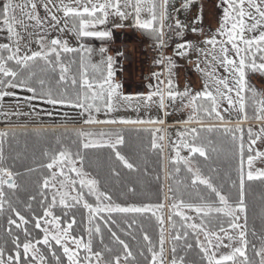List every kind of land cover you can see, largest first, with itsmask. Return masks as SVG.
I'll list each match as a JSON object with an SVG mask.
<instances>
[{
	"label": "snow or ice",
	"instance_id": "6c2138e0",
	"mask_svg": "<svg viewBox=\"0 0 264 264\" xmlns=\"http://www.w3.org/2000/svg\"><path fill=\"white\" fill-rule=\"evenodd\" d=\"M193 0H185L182 7L188 8ZM169 0H0V31H6L8 43H0V100L4 97L15 96L16 93L7 89H22L31 93L24 99L29 103L32 100H40L49 105H63L79 109L80 115L88 114L84 124H163V120L156 119H126L114 118L98 120L92 112L99 113L106 109L107 113L119 111L117 97L129 102L131 108V96H123L118 90L119 83H114V60L111 56H105L106 47H100L101 60L93 63L91 56L93 48L81 43L78 47H71L67 40L59 37L48 39V30H58L63 33L69 30L77 38L95 37L98 39L110 38V31L95 30L98 25L108 23L110 17H118L121 21L132 18L134 26L147 31L157 40V47L163 44L165 21L168 19ZM223 16L215 33L203 40L210 50L197 48L198 53H203L205 60L213 68L212 72L205 75L211 76L215 89L210 90V85L205 82L204 90L190 96L186 88L183 92L175 90L171 79L172 60L164 57L157 60V64L167 61L168 79L165 82L161 77L163 73H153L158 85L151 90L146 97L139 96L135 99H143L145 106L157 103L161 110L166 107L165 100L176 101L180 98L187 99L185 107L191 109V114L185 124H199L201 130L205 118L218 120L221 126L225 125V116L221 113L224 102L229 110L239 113L238 124L235 128L223 127L226 137H230L233 146V156H238L239 195L238 201L230 202L229 197L222 192V186L218 188L210 176L202 173L199 166L194 167V156L198 154L205 161L209 159V147L212 141L204 143L197 128L186 129L179 132L180 142L174 144L172 164H183L186 172L191 177V187L197 189L195 197L184 199L178 191L175 195L166 196L171 203L167 205V219L163 215L166 205L163 202L156 204H127L121 205L112 200L107 192L99 190V181L84 170V156L80 150L73 152L70 148L61 147L58 151L50 153L45 150L43 155L49 160L40 165L47 169L48 175L43 176L39 183L38 201L40 213L33 209L32 201L36 196H29L26 208L32 213L27 218L16 207L18 201H14L16 191L20 187L16 177L20 175L13 172L4 163L2 144L8 132H0V214L8 211L7 235L11 238L13 246L6 250L0 245V264H138L136 256L131 251L129 244L113 230L112 225H117L112 214H145L151 213L158 225V248L152 238L143 233L147 253L141 250L139 256L144 258L145 264H189L186 256L180 251L187 252L195 246L200 253V264H264V237H259L260 246L251 245V250L256 259L248 255L250 241L248 239V216L245 203V180L264 181V169L252 170L256 159H264V152L255 151L253 146L257 141L264 140V93L255 86H251L247 79L249 73L264 75V0H221ZM42 7L47 16L42 18L38 9ZM147 14L144 18L143 14ZM62 14V16L60 15ZM63 20V24H61ZM45 25L48 27L45 28ZM70 25V27H69ZM158 25V26H157ZM122 27V24L116 25ZM171 27V25H167ZM176 27L182 25L177 20ZM30 28L38 29L37 32L29 31ZM21 30L27 34L29 40L21 35ZM193 31H197L193 28ZM203 33V30H200ZM35 36L37 50L31 47V38ZM219 37V39H218ZM47 40V43L45 41ZM230 46V47H229ZM177 55L186 56L188 49L192 47L190 42L177 44ZM79 54L78 76L71 73V68L77 62L75 59L65 62V55ZM223 68L224 77H216L215 66ZM200 69L199 63L196 65ZM89 69L91 71H89ZM58 71V79L55 74ZM106 72V74H105ZM70 79L71 87H66ZM152 88L151 85H149ZM200 101L197 103V101ZM251 109V116L249 115ZM139 111V107L135 109ZM19 114V113H17ZM167 115V113H165ZM249 119L259 122V130L252 127L247 129V166L245 172V129L244 123ZM211 132L213 129H207ZM152 134L153 149H161L165 136L157 133L161 129H144ZM76 135L80 138L81 149L108 147L115 153V158L124 168L136 171L134 164L121 154L117 146L124 144V137L119 132L101 131L99 138H93L96 133L79 130ZM115 136L113 141L111 137ZM107 137V138H106ZM190 137V138H189ZM182 146L188 150V156H181L178 148ZM218 149L211 147V152ZM79 165V166H78ZM29 172L36 171L29 168ZM175 171L179 173L180 167ZM211 171L215 172L213 168ZM74 174V175H73ZM114 176L119 172L112 170ZM233 187L236 181H231ZM198 185L207 190L202 193ZM188 185L185 184V188ZM7 189V191H6ZM87 190L85 193L84 190ZM133 192V188L128 189ZM169 188V193H172ZM95 197V205L85 198ZM62 209V214L57 215V207ZM82 206L87 215L78 223L71 209ZM107 214L106 216L101 214ZM159 213V214H158ZM194 213L195 215H189ZM13 216L15 218H13ZM103 221V228L101 223ZM179 220L177 221V219ZM243 218V222H241ZM34 222V229L42 233L41 238H34L33 233L27 227ZM127 230L121 228L124 235H132L133 226L137 225L135 218L124 219ZM167 225V228L165 227ZM12 226L19 232L13 233ZM82 230L77 232V229ZM119 227V225H117ZM110 233L115 244L122 246V251L115 252L112 247L104 243L103 229ZM20 232L23 233L21 240ZM167 232V236H166ZM256 236L255 231L252 232ZM99 237L103 248H94V239ZM133 239L136 237L133 235ZM194 240L195 245L192 241ZM171 245L168 251L170 258L165 255V244ZM7 244V241H5ZM43 245L44 249L40 246ZM178 248L180 251H178ZM227 251H224V250ZM195 264V262H192Z\"/></svg>",
	"mask_w": 264,
	"mask_h": 264
},
{
	"label": "trees",
	"instance_id": "16d2710c",
	"mask_svg": "<svg viewBox=\"0 0 264 264\" xmlns=\"http://www.w3.org/2000/svg\"><path fill=\"white\" fill-rule=\"evenodd\" d=\"M140 32L149 39H155L147 31L140 29ZM103 39L95 37L81 38V43L93 48L94 52L91 56L93 63L101 60V54L99 53L100 43ZM106 56V54H105ZM75 59L76 64L71 68V74L78 76L79 54H67L65 55V62ZM89 71H91L89 69ZM106 74V72H105ZM253 73L248 74V81L251 86H255L252 81ZM55 78L58 79V71L55 74ZM66 87H71L70 80ZM255 88H257L255 86ZM259 90V88H257ZM260 91V90H259ZM200 101L198 100L197 103ZM251 109H249V115L251 116ZM256 122L254 119H249L247 122ZM205 122H219L212 121V119L205 118ZM246 122L243 127L245 129V160L247 159V126ZM211 127L213 130L209 132L207 129ZM95 128H104L106 132H119L124 137V144L117 146V149L123 154L129 162L133 163L136 171H129L124 168L123 165L116 160L115 153L108 147L81 149L80 138L76 135L79 131L77 127H8L4 128L0 132H8V136L4 138L2 144L3 154L5 157L4 163L13 172H17L20 175L16 177V181L19 184V188L16 191V196L13 197L16 203V207L27 218H31L32 213L27 210L26 205L29 202V196H36V201H32L33 209L37 214L40 213L38 201L41 199L39 196V183L42 181L43 176L48 175L47 169L41 168L40 165L48 163L49 160L43 155L45 150L50 153L58 151L61 147L70 148L73 152L80 150L84 156V170L89 172L91 176L99 181V190L107 192L112 196V200L115 203L121 205L127 204H156L165 202V198L168 195H175L177 191L182 194L184 199H190L195 197L197 189L191 187L190 174L186 172L184 165L172 164L170 161L167 163V173L165 172V164L163 158V151L161 149H153L152 134L150 131H144V129H152L148 126H125V127H112L103 126ZM199 130V136L204 143L211 140L212 144L209 147V159L205 161L198 154L194 156L193 166H199L202 173L206 176H210L213 183L220 188L222 186V192L229 197L230 202L235 203L238 201L239 195V181L236 168L238 167V156H233V146L230 141V137H226L223 132V126L216 123V125H204L201 130V125L195 127ZM234 128V127H230ZM115 138V136H113ZM190 138V137H189ZM211 147H216L217 152H211ZM255 147L253 146V155H255ZM176 167H180L181 171L177 173ZM29 168H35L36 171L29 172ZM215 168L213 172L211 169ZM115 169L119 172V176H114L112 170ZM167 175V176H166ZM231 181H236V186L233 187ZM185 184L188 185L185 188ZM133 188V192H129V188ZM169 188H172V193H169ZM198 190L202 193H206L207 190L202 185H198ZM7 191V189H6ZM87 193V190H84ZM88 202L95 205V197H85ZM245 203L247 205L248 216V239L250 241L248 255L256 259L251 250V245L255 244L258 247L260 244L259 237H264V181L245 180ZM57 215L62 214V209L58 206L55 210ZM71 213L76 216V219L81 222L87 215L86 210L82 206H77L71 210ZM12 213L5 211L0 214V245H4L6 250H11L12 245L10 243L11 238L7 235V219ZM106 216L107 214H101ZM113 219L117 221V225H112L114 231L129 244V247L133 254L137 258L138 264H145L144 258L139 256L141 250L147 253L145 242L143 241V233L140 231L141 226L144 231L152 238L153 243L158 248V225L155 221V217L151 213L145 214H112ZM13 218H15L13 216ZM135 218L137 225L133 226L132 235H124L120 231L121 228L127 230V226L123 223L124 219L131 220ZM177 221L179 218H175ZM97 221L101 223L103 228V221L97 218ZM29 230L33 233L34 238H41L42 233L34 229V222L28 226ZM82 230L77 229V232ZM13 233L19 232L12 226ZM255 231L256 236L252 235ZM136 238L133 239L132 236ZM21 240H23V233L20 232ZM104 243L114 249L115 252L122 251V246L115 244L111 238L110 233L106 228L103 229ZM7 241V244H5ZM195 245L194 240L192 241ZM168 249L171 245L167 243ZM44 249V246H40ZM94 248L102 249L103 245L99 242V237L94 239ZM46 251V249H44ZM178 251L179 248H178ZM169 258H170V252ZM180 254L186 256V261L189 264L195 262L200 264L199 250L193 247L186 253L180 251ZM64 264H67L66 258ZM123 262V261H122ZM129 264H132L130 261Z\"/></svg>",
	"mask_w": 264,
	"mask_h": 264
},
{
	"label": "rangeland",
	"instance_id": "374dc122",
	"mask_svg": "<svg viewBox=\"0 0 264 264\" xmlns=\"http://www.w3.org/2000/svg\"><path fill=\"white\" fill-rule=\"evenodd\" d=\"M39 3V0H37ZM58 2V0H57ZM67 3L68 0H65ZM185 0H169L168 4V19L165 21V27L163 29L164 38L167 41V51H165L166 56L170 57L172 60L171 79L175 86V90L183 92L186 88L190 92V96L194 95L196 92L204 90L205 82L210 85V90L215 89V84L211 76L205 75L206 72H212L213 68L210 66L209 62L205 60L203 53H198L197 48L204 49L205 51L210 50V46L205 45L203 40L215 33L216 29L219 27V23L223 16V7L221 0H193L188 8L182 7ZM42 18L47 16V13L42 7L38 9ZM62 16V14H60ZM144 18L147 14H143ZM179 21L182 25L181 28L176 27V21ZM63 24V20L61 22ZM122 24V27H117L116 25ZM167 25H171L168 27ZM158 26V25H157ZM48 26L45 25V28ZM70 27V25H69ZM195 28L197 31H193ZM203 30L201 33L200 30ZM95 30L98 31H110L112 33L110 38L103 39L100 43V47H106V56L113 57L115 61L113 64L114 83H119L121 88L118 90L123 96H131L134 99L130 102L131 108L128 107V103L119 97H117V103L120 108L119 111H114L112 113H107L106 109H101L99 113L93 111L92 115L98 120L107 119H156L163 120L167 122H174L179 120H187L191 114V109L184 106L187 103L185 98L181 101L177 98L176 101L165 100L166 107L161 110L157 103H153L150 106H145L144 100H139V105L137 104L136 97L144 96L153 90L157 85L158 81L153 77V73H163L164 75L161 79L167 81L168 77V65L167 61L154 66L145 65L146 54L144 51V46L150 44L151 46L157 47L156 39H149L144 36L140 29L134 26V20L132 18L121 21L118 17H110L108 23L105 25H98ZM29 31L37 32L38 29L30 28ZM21 35L25 37L24 42H28L29 38L26 33L21 30ZM59 37L62 41L67 40L69 46L78 47L81 44V38L69 30H65L63 33L58 30H48V39ZM173 37L177 38V42L174 43ZM219 39V37H218ZM35 36L31 38V47L33 50H37L38 46L34 42ZM6 31H0V43H8ZM190 42L192 47L188 49V54L186 56H179L177 52V44ZM47 43V40L45 41ZM230 47V46H229ZM199 63L200 69L198 70L196 65ZM155 67V68H154ZM70 75H72L70 73ZM216 77L227 76L223 68L219 65L215 66ZM70 80V79H69ZM252 81L254 85L259 88L260 92L264 93V75L260 73H253ZM152 86V88L149 87ZM8 91H13L16 93L12 97H4L0 100V131L8 127H77L79 130L90 131L96 133L97 135L93 138L98 139V134L101 131L106 132L104 128L95 127H131V126H148L152 129H161L162 132L157 133V136L164 135L165 140L159 141L163 145V158L165 164V172L167 173V163L171 161L172 157L175 156V151H173L174 144L178 145L180 142L179 132L185 131L186 129H191L197 127L199 124H191L187 127L179 126H169L166 128H161L155 126L154 124H84V120L87 119L88 114L85 113L83 116L80 115L79 109H74L66 107L63 105H49L43 103L40 100H32L30 103L24 98L31 95L27 91L22 89H7ZM135 93H142L140 95H135ZM139 107V111L135 109ZM223 108H227V103L224 102L221 107V113L225 116V125L227 127H236L238 121L234 122V119L238 120L239 113L236 111L229 110L227 113L223 112ZM19 113V114H17ZM167 113V115H165ZM212 121H218L213 120ZM220 125L219 122H216ZM215 122H204V125H216ZM247 128L252 127L254 131L259 130V122H246ZM223 126V127H224ZM107 138V137H106ZM114 141L115 138L111 137ZM255 150L264 152V140L257 141L254 145ZM181 156L187 157L188 150L184 149L182 146L178 148ZM79 166V165H78ZM264 169V159L258 158L253 163L252 170ZM247 159L245 160V172H247ZM74 175V174H73ZM167 176V175H166ZM165 209L163 210V215L167 219L168 207L167 205L171 203L170 200L165 198ZM159 214V213H158ZM189 215H195L194 213H188ZM243 222V218L241 220ZM167 228V225H165ZM167 236V232H166ZM260 244H258V247ZM165 255L169 258L168 246L165 244ZM224 251H227L226 249ZM258 262V258H257ZM123 264V262H122ZM167 264V259L165 261Z\"/></svg>",
	"mask_w": 264,
	"mask_h": 264
},
{
	"label": "built area",
	"instance_id": "2783aa9c",
	"mask_svg": "<svg viewBox=\"0 0 264 264\" xmlns=\"http://www.w3.org/2000/svg\"><path fill=\"white\" fill-rule=\"evenodd\" d=\"M172 39H173L172 42L174 43L177 42L176 37H173ZM166 47H167V41L165 40L164 37H163V44L159 48L153 45L151 46L150 44H146V46H144V51L146 54L145 65H148V66H154V64L157 65L156 61L166 56L165 54V51H167Z\"/></svg>",
	"mask_w": 264,
	"mask_h": 264
},
{
	"label": "crops",
	"instance_id": "0c3cea01",
	"mask_svg": "<svg viewBox=\"0 0 264 264\" xmlns=\"http://www.w3.org/2000/svg\"><path fill=\"white\" fill-rule=\"evenodd\" d=\"M142 93H135V95H140ZM186 121V120H185ZM238 121L237 119H234V122ZM191 124H195V123H191ZM191 124H185L183 123V120H179V121H174V122H167L164 121L163 124H154L155 126L161 127V128H166L169 126H179V127H187V126H191Z\"/></svg>",
	"mask_w": 264,
	"mask_h": 264
}]
</instances>
